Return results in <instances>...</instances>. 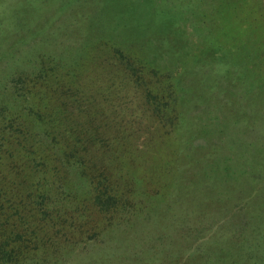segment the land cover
<instances>
[{
	"label": "rangeland",
	"instance_id": "1",
	"mask_svg": "<svg viewBox=\"0 0 264 264\" xmlns=\"http://www.w3.org/2000/svg\"><path fill=\"white\" fill-rule=\"evenodd\" d=\"M43 55L73 64L50 69ZM237 79L261 98L238 97ZM26 124L84 162L70 155L78 169L61 171L50 156L32 162L44 169L32 188L1 185L8 264H264V190L247 199L233 178L257 175L264 188V0H0V145ZM47 124L58 128L44 135ZM202 150L217 155L195 167ZM93 154L115 157L91 170ZM89 171L113 183L100 187L108 205L90 198ZM58 184L79 201L72 225L54 197L57 220L36 211ZM251 203L259 229L241 235Z\"/></svg>",
	"mask_w": 264,
	"mask_h": 264
},
{
	"label": "trees",
	"instance_id": "2",
	"mask_svg": "<svg viewBox=\"0 0 264 264\" xmlns=\"http://www.w3.org/2000/svg\"><path fill=\"white\" fill-rule=\"evenodd\" d=\"M57 59H59V58H56V55H46L45 57L43 55L41 61L43 60L46 62V60H53L54 62H56L53 64H50V63L47 64L46 63L50 69L55 68V67L57 69L58 68L59 69H62V68L69 69V66L73 64L72 58L70 59L69 62L68 61L67 62L62 61V60L56 61ZM42 68L43 67L41 66L40 69H42ZM235 82L237 84V88L240 87V88L244 89L243 91H240V90L237 91L238 97L245 98V99H247V101H251V100L257 101L258 99L261 98L260 95H261L262 91L258 90L260 92H258V91L255 92L253 87H251V88L250 87H248V88L244 87L243 88V85H242V83H244L243 80L237 79V80H235ZM244 110H245V115L247 117L250 118L254 115V111H249L246 109H244ZM40 120L38 122H40ZM52 122L56 123V120L54 117H53V119H51V123ZM57 125L50 126L47 124L45 126L46 128H44V130H45L44 135H48L46 132H50L51 127L54 129L58 128ZM35 126L39 127L37 124H35ZM23 129L24 130L19 135L20 137L17 135V138L13 139L12 142H10L9 139H7V140H5V143H1V145H0V147L7 146V144H9V142H10L11 146H13L14 143L17 144V146H18L17 147L18 152L15 154H12V153L9 154V153H7V148L5 149V152L8 155L6 157L11 160V165L15 166V167H12L11 165L6 166L5 167L6 169L4 171H3V167L0 168V188L2 189V191H0L1 196L5 195V194L9 195V192H11L13 194L19 192L18 190L20 188H18V185H21V184L24 185L25 187H28V188L29 187L32 188L34 186L35 182H33V181L35 179H40L39 175L44 169L34 170L32 162H35L36 165H40V166L46 165V163L49 160V157L51 156V160L53 161L52 165L54 167H57L58 170H61V171L62 170L67 171L68 169H70L69 167H71L72 169H78L79 166H78V163L76 162V160H81V158L83 157L82 154H80L81 150H72V149L66 150L65 144L68 145L69 140L56 139V137H52L50 139L45 138L48 140V142L46 143V146H44L43 140L41 139L43 136H37V135H42L41 132L39 133V131H38L37 134H35L36 132H34L32 130V128H30V126H28V124H26L23 127ZM71 144L73 147L74 143L72 141H71ZM28 148L32 149L33 154L23 153V152L30 153L31 151H29ZM68 151H70V152H68ZM74 153H76L78 156L75 155ZM204 153L205 152L202 150L200 155H198L197 157H193V159H194V161L192 162L193 166L200 168L203 165H205L206 163H208V161H209L208 159H214V157L217 155V154L215 155L213 153H210V154H206V153L204 154ZM70 155L73 156L74 158L75 157H78V158H76V160L74 162H70ZM110 156L111 155H109L107 157V163H105L106 162V161H104V159L106 158L105 155H102L100 158L98 155L93 154L92 156H90V159H89L91 166H88V167L91 170L94 169V166H93V165H95L94 162L102 164L104 167L107 166L106 164L110 165L111 161L115 157V156H113V158H110ZM0 157H1V155H0ZM1 158H5V156H3ZM1 158H0V160H1ZM205 159H207L208 161ZM81 161L84 162V158ZM87 163H88V161H87ZM2 164L4 165L5 163L3 161H0V165H2ZM234 164L237 165L236 162H234ZM261 167L262 166H259V170L261 169ZM16 168L18 169V171L22 170V172L21 171L20 172L23 174H21L20 172H14L13 170ZM27 169L32 171V173L29 172ZM255 171H257V169H255ZM84 172L86 173L85 170H84ZM43 173H45V172H43ZM243 173L241 174V172L239 171V173H237V175H235V176L233 175V178H235V180H237L236 182L241 180L238 184H243V186H240L241 189H239V191H242V189L246 186L248 188H250V191L251 192L253 191L255 194L264 190L263 185L261 183V181H263V179L260 180L257 175L252 177V175L248 176V175H244ZM260 173H261V175H264L262 173V171H260ZM19 174H21L20 180L15 183V181H16L15 177L18 178ZM54 174H55V172H52V174H50L49 178L53 177V179H54V176H52ZM85 175L88 177L87 180L90 183L89 185L91 186V190H92L91 192L93 194H91L90 192L89 193H90V198L93 200V202L95 204H102L100 202L104 201L103 204L108 205L109 204L108 201L113 200L114 198L111 194L106 193L104 190L101 191L100 187L102 185L103 187H105V189L113 188V183L111 184V183L107 182L106 177H102L103 178V181H102L101 177H100L101 173L94 174V177H92V172L89 171ZM233 178H230V179L233 180ZM242 179H245L246 181H243ZM210 182L216 183V180L211 179ZM246 182H248V184H246ZM17 183H18V185H17ZM39 183L40 182H38L37 184H39ZM238 184H235V185L233 184L230 186L233 188ZM1 185L9 186V192L7 190H5ZM67 188L68 187H66L63 184H58V187L56 189L52 190L51 187H50V189H46V190L44 189L45 192H41V194L38 196V197H40V200L38 201L39 210L37 209L36 211H38V213H40L42 215L47 214V215H49L50 218L52 217L53 220H57V219H55L53 214L58 213V210L56 208H53V206H52L53 203H51V201L48 199V198L51 199L54 197V198H56L57 203H59V207L63 206L61 204L70 206L69 208L71 209V211L68 212V215L66 217L64 215H60V216H61V220H67V221H69V223H71L74 220L75 215H77V213H78L77 208H78L79 201H75L72 199V197H71L72 193ZM49 191H50V193L53 192V194L48 195ZM253 192H252V194H253L252 197H247V196H245V194H244V197L247 199H253L255 196ZM17 196H19V195H17ZM27 197H29L27 204L32 205V203H34V201H35L34 191L29 193L27 195ZM103 197H106L105 200L103 199ZM212 199H213V201H216V202L222 201L221 199L217 198L216 196L212 197ZM257 199H259V198L257 197ZM72 201H75V202H73L74 204L72 203ZM49 204H50V206H48ZM254 206H256V205L251 203L247 207V211L250 214V215H248V217H252L254 220H252V221L249 220V225L244 228V231L241 233V235L245 232L246 234H249V236H252L257 231V229H259L258 228V222L262 218V215H258L253 211ZM64 213H66V211H64ZM56 217H57V215H56ZM230 218H231L230 215L227 214V220H229ZM71 225H72V223H71ZM74 225H76V224H74ZM74 227H77V225ZM48 239L50 240L51 236H49ZM11 241L14 243V245H16V243H18L17 235H14L12 237ZM8 243L9 242L5 241V240H2V242L0 243V264H8L12 259V253L14 251L11 249V247L10 248L8 247ZM241 254H243V253H241ZM241 260L251 261L252 259L247 254H243L241 256ZM209 264H213V263L209 262ZM238 264H240V263H238ZM244 264H249V262L244 263Z\"/></svg>",
	"mask_w": 264,
	"mask_h": 264
}]
</instances>
